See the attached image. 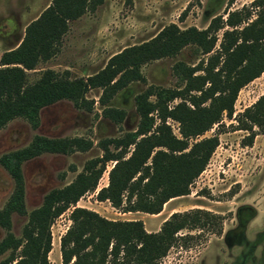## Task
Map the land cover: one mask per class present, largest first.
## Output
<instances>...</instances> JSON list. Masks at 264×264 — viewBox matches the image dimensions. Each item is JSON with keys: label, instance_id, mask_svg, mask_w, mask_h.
<instances>
[{"label": "trees", "instance_id": "obj_1", "mask_svg": "<svg viewBox=\"0 0 264 264\" xmlns=\"http://www.w3.org/2000/svg\"><path fill=\"white\" fill-rule=\"evenodd\" d=\"M102 2L50 0L25 25L19 41L2 51L0 128L14 118H22L35 128L41 109L60 100L91 110L93 102L85 94L93 88L101 89L98 102L103 105L128 83L144 81L140 73L144 63L173 57L186 46L204 58L192 65L173 63L171 71L177 86L150 85L136 93L135 129L99 140L101 154L87 160L70 182L47 191L41 203L28 213L24 207L22 163L45 152H85L92 142L80 136L34 135L26 146L0 155V166L13 185L0 208V227L5 230L0 255L6 253L0 264H49L50 225L69 206L70 223L58 243L61 264H158L171 247L193 238L181 234V230H219V217L199 209L172 212L156 231H146L141 220L107 219L93 210L76 207L75 202L95 189L108 161L112 165L107 183L96 191L95 199L107 201L121 212L156 216L166 201L188 194L189 186L218 144L216 133L203 136L204 132L220 125L222 116L230 119L238 91L264 71L263 0H251L239 9L225 11V18L213 16L202 29L169 23L151 38L111 55L92 75L70 77L68 70L46 68L29 81L30 71L36 72L39 63L58 53L68 22ZM218 30L221 35L217 42ZM174 99L178 101L169 105ZM102 115L119 123L125 112L106 107ZM168 119L177 123L178 136ZM234 120L235 129L247 132L241 144L251 145L254 136L264 134V94L236 114ZM13 214H27L19 236L9 231Z\"/></svg>", "mask_w": 264, "mask_h": 264}, {"label": "rangeland", "instance_id": "obj_2", "mask_svg": "<svg viewBox=\"0 0 264 264\" xmlns=\"http://www.w3.org/2000/svg\"><path fill=\"white\" fill-rule=\"evenodd\" d=\"M251 0H103L93 11L83 13L68 22L61 37L58 53L29 72V81L40 70H68L70 77H85L99 71L107 59L122 48L143 42L163 26L174 23L179 28L195 26L202 29L216 15L225 18V11L239 9ZM50 0H0V54L13 47L23 35L24 27L33 20ZM264 7V0H263ZM221 30L216 32L217 42ZM217 42L215 47L217 46ZM204 58L186 46L173 57H163L144 63L140 73L144 81H133L117 91L105 104L98 102L101 89H90L85 97L92 100L91 110L76 108L68 100H60L41 109L39 123L32 128L22 118H14L0 128V155L26 146L34 135L45 137L89 138L92 146L85 152L71 154L41 153L21 165L24 181L26 213L37 207L43 195L52 188L70 182L82 170L84 163L101 154L98 141L118 137L134 130L138 116L133 96L147 86L174 87L177 80L171 66L176 61L188 65ZM264 94V71L237 93L233 113L222 116L220 125H213L203 136L217 134L218 144L202 172L189 186L188 194L170 199L157 216L142 212H121L107 201H97L96 191L107 183L111 161L97 180L95 189L86 192L76 202L112 220H141L145 230L153 231L172 212L199 209L219 217V230L183 229L181 234L193 238L171 247L158 264H264V134L254 136L251 145H242L246 131L235 129L234 116ZM152 99V97H150ZM174 99L169 105L177 102ZM122 109L125 116L115 123L104 117V108ZM172 132L178 136L177 123L170 119ZM12 180L0 166V208L12 190ZM69 206L50 225L51 248L49 264H61L59 237L68 227ZM158 212V213H159ZM27 214L11 215L10 230L20 235ZM5 230L0 227V239ZM259 242V243H258ZM257 244V250L254 246ZM255 252V256L251 254ZM250 251V252H249ZM6 253L0 255V260ZM228 262V263H227Z\"/></svg>", "mask_w": 264, "mask_h": 264}, {"label": "flooded vegetation", "instance_id": "obj_3", "mask_svg": "<svg viewBox=\"0 0 264 264\" xmlns=\"http://www.w3.org/2000/svg\"><path fill=\"white\" fill-rule=\"evenodd\" d=\"M259 243V242H258ZM254 249H256L257 250V244L254 246ZM264 248H262V250H263ZM250 252V251H249ZM253 250H251V254H253ZM256 252V251H255ZM255 252H254V256L256 255L255 254ZM228 263V262H227ZM228 264H234V259H232V260H230V262L228 263ZM235 264H239V263H235Z\"/></svg>", "mask_w": 264, "mask_h": 264}, {"label": "crops", "instance_id": "obj_4", "mask_svg": "<svg viewBox=\"0 0 264 264\" xmlns=\"http://www.w3.org/2000/svg\"><path fill=\"white\" fill-rule=\"evenodd\" d=\"M171 199H173V198H171ZM169 200H170V199H169ZM169 200H168V201H169ZM166 202H167V201H166ZM166 202H165V203H166ZM165 203H164V204H165ZM150 215H154V214H150ZM156 216H157V215H156ZM164 219H165V218H164ZM164 219H162V221H163ZM143 224H144V223H143ZM158 227H159V226H157V229H158ZM144 228H145V226H144ZM157 229H156V230H157ZM156 230H153V231H156ZM146 231H149V230H146Z\"/></svg>", "mask_w": 264, "mask_h": 264}]
</instances>
